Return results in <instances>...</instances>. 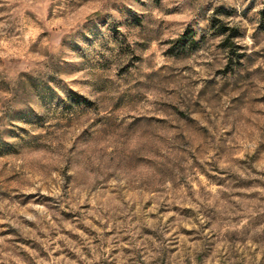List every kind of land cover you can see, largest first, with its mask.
I'll return each instance as SVG.
<instances>
[{"label": "clouds", "instance_id": "1", "mask_svg": "<svg viewBox=\"0 0 264 264\" xmlns=\"http://www.w3.org/2000/svg\"><path fill=\"white\" fill-rule=\"evenodd\" d=\"M5 143L0 264H264V0H0Z\"/></svg>", "mask_w": 264, "mask_h": 264}, {"label": "rangeland", "instance_id": "2", "mask_svg": "<svg viewBox=\"0 0 264 264\" xmlns=\"http://www.w3.org/2000/svg\"><path fill=\"white\" fill-rule=\"evenodd\" d=\"M210 11L214 12V17L212 18V28L213 30L217 31V32H222L225 28V25L223 24L222 20L220 19V17H229L233 14L232 10L227 6V5H221V6H214L213 8H210ZM129 16L131 17V21H130V25L131 26H137L139 24H142V20L140 18H138L136 15H133L131 12H129ZM191 33L188 34V36L185 38L186 41H188L189 43L192 44L193 47H197V45H195L194 42H191L190 37H191ZM233 55H235V52H233ZM95 67L98 71H102L105 70L104 66H93ZM233 70L235 66H232ZM125 73L130 74L131 73V69L130 68H126ZM223 75H227V72L223 73ZM162 83L164 81H161ZM211 87H214L211 86ZM228 88V82L227 80H225L224 85L221 86V90L222 91H226ZM48 92V96L49 98H51V90H46ZM203 96V93L201 94ZM78 99V98H76ZM131 100V98H129ZM124 106V100L122 99L120 101L119 104L116 105L117 108ZM195 107H199V102L197 101L195 104ZM98 110V109H97ZM173 112L175 113L176 117L179 118L184 124H186L188 126V128H190L193 133L198 132L199 129L195 128V121L191 118V116L186 115L184 112H180L179 110L173 108ZM89 111L87 110H81V111H77L74 108H68L65 110L64 113H62V119L67 120V127L71 128L73 126V124L79 123L80 120H82L83 118L87 117L89 115ZM24 120H31L32 116L30 114L25 115L23 117ZM97 124L100 123H106V122H102L100 120L96 121ZM153 124L154 127H158L159 125V121H153L150 122ZM18 154L17 151L10 145H8L7 143H5L3 145V148L0 149V155H5V156H11V155H16ZM259 161V156H257L256 158H254V162H258ZM255 170V169H253ZM213 171H216V169H213ZM209 175H211L209 173ZM16 179L15 176L13 177H9L7 178L6 182H10L11 180ZM0 195H4L7 196L8 193L7 192H0ZM70 218V217H69ZM208 257H211V251L208 252Z\"/></svg>", "mask_w": 264, "mask_h": 264}]
</instances>
